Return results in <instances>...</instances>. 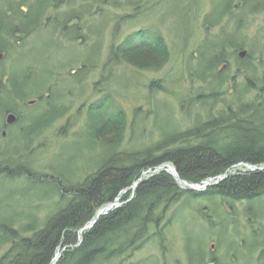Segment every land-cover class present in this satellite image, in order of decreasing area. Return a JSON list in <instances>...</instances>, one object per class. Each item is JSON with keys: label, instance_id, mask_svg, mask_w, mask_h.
<instances>
[{"label": "rangeland", "instance_id": "obj_1", "mask_svg": "<svg viewBox=\"0 0 264 264\" xmlns=\"http://www.w3.org/2000/svg\"><path fill=\"white\" fill-rule=\"evenodd\" d=\"M216 1L107 0L98 8L84 5L80 21L72 20L68 28L75 24L74 29L89 39L84 51L92 47L97 52L82 53L79 41L67 43L65 34L62 42L56 40L51 44L52 57H48L47 47L40 44L26 54V63L45 75L55 69L46 86L37 83L35 88V92L41 89V95L49 93V98L40 104L35 101L38 96L27 92L25 102L34 100V104L20 105L25 109L20 125L10 128L4 138L0 135V168L11 176L4 178L0 174V222L8 221L17 228L27 224L41 227L57 210L59 193L53 184L36 183L39 176L49 180L50 174L56 173L76 183L101 165L108 149L100 141L91 140L87 131L90 110L103 97V101H111L108 109L114 105L116 111L120 109L125 115L123 143L118 151H134L211 118L210 112L219 111L220 102L231 98L230 76L234 77L238 92L243 93L245 78L250 77H258L255 85L261 80L264 89V8L245 7L243 19L231 16L207 29L203 24L208 12L205 4ZM80 5L74 4L72 8ZM7 20L12 27L16 26V19ZM146 27L166 38L171 49L166 64L142 70L109 60L111 44ZM32 42L26 40L27 44ZM9 43L5 70L19 56L15 42ZM235 47L248 52L249 61L243 63L252 71L246 72L244 65L235 62ZM63 48L71 60H77L65 69L60 66L71 61L60 55ZM220 54L227 68L220 64L208 67L209 58ZM82 62L90 66L81 68ZM31 83L24 82L28 89L33 88ZM159 84L161 88L157 87ZM244 99L251 102L253 93L245 94ZM18 105L14 102L15 107ZM48 112L51 117L47 121H38L41 113ZM28 118L32 122L30 127ZM2 119L0 109V122ZM41 121L45 125L42 131ZM202 192L201 197L208 198ZM260 204L262 209L257 213L248 210L244 203L235 202L229 207L218 198L194 199L189 205L178 202L165 212L160 209L156 214L159 224L149 232L152 237L132 255L115 259V264H264V204ZM218 238L222 239L220 243ZM3 240L0 235V253L5 249ZM214 241V261L209 263V246Z\"/></svg>", "mask_w": 264, "mask_h": 264}, {"label": "trees", "instance_id": "obj_2", "mask_svg": "<svg viewBox=\"0 0 264 264\" xmlns=\"http://www.w3.org/2000/svg\"><path fill=\"white\" fill-rule=\"evenodd\" d=\"M257 2L254 3L264 5L261 0ZM35 15L36 11L24 21L31 24L36 21ZM3 23L1 20L2 26ZM111 53L113 60L142 70L158 68L170 59L162 36L146 28L126 35L113 45ZM224 61L220 55L214 58L215 64ZM251 78H245L241 93L231 77V98L225 103L220 100L222 107L210 112L211 118L134 151H118L126 124L123 111L118 109L100 118L90 115L88 136L100 141L108 154L97 170L81 182L65 184L60 178L54 180L59 206L41 227L27 224L17 228L8 221L0 222L5 247L0 264H49L57 251L61 254L55 264H112L115 259L132 255L152 237V226L159 224L157 211L165 212L178 202L189 205L194 199L218 198L229 207L235 202L244 203L257 213L262 209L260 203L264 204V169H234L238 163L264 166V89L261 80L255 85V78ZM20 85L15 79L11 80L8 95L0 90V107L7 108L14 98L25 100L19 94ZM251 93L254 99L244 102L245 94ZM50 117L45 115V119ZM178 141L182 144L174 147ZM165 162L172 163L180 178L190 183L224 173L226 177L202 192L208 198H202L201 192L179 189L164 171L143 179L133 191L128 189L142 171ZM124 189L125 193H121ZM117 196L121 205L99 216L80 235L79 230L96 210ZM250 216L249 212V220ZM165 227L166 224L162 231Z\"/></svg>", "mask_w": 264, "mask_h": 264}, {"label": "flooded vegetation", "instance_id": "obj_3", "mask_svg": "<svg viewBox=\"0 0 264 264\" xmlns=\"http://www.w3.org/2000/svg\"><path fill=\"white\" fill-rule=\"evenodd\" d=\"M90 0H0V29L7 25V20L9 17L17 19V44L20 49H24L26 45V33L32 32L35 27V22H41L42 26H47L50 23H53V29L44 31V35L50 34L53 32L51 41L54 43L56 40L62 42L66 34L65 39L67 42L77 39L79 42H83V38L78 31L68 28V21L75 20L80 21L81 12L84 8V5L87 4ZM257 2V0H255ZM264 2V0H261ZM247 0H217L216 2L205 4L208 7V12L204 19H230L231 16L243 17L247 10ZM258 3V2H257ZM74 4H81L78 8L73 9ZM34 11H36V21L31 24L24 21V18L29 17ZM42 11V12H41ZM23 18V19H21ZM1 20L5 22L3 26ZM79 30V29H78ZM45 40V39H44ZM9 36L7 33H4L0 36V78H5V81L0 79L1 89L6 95H8L11 86V80H15V75L12 71L14 67V61H12L9 67L8 74H4L5 67L4 64L8 61V49ZM242 62H245L244 60ZM6 75V76H4ZM10 83V84H8ZM8 113L14 114L13 123L8 125L5 124V117ZM24 110L12 112L10 110L3 111V117L0 122L1 132L0 135L4 136L7 134L10 128L20 125L22 120V114Z\"/></svg>", "mask_w": 264, "mask_h": 264}, {"label": "water", "instance_id": "obj_4", "mask_svg": "<svg viewBox=\"0 0 264 264\" xmlns=\"http://www.w3.org/2000/svg\"><path fill=\"white\" fill-rule=\"evenodd\" d=\"M245 54H246L245 51H240V52H239V56H240L241 58L244 57ZM13 120H14V116L11 115V114H9V115L7 116V120H6L7 123H12ZM250 167L253 168V169H255L254 166H250ZM171 174H172V176L174 177L175 180H180L179 176L176 174V172H175L174 169L172 170V173H171ZM219 178H222V176L219 177ZM181 182H183L184 184L186 183L185 181H182V180H181ZM206 184H207V182H206ZM196 186H197L196 184H193V185L189 186V188H190V189H196ZM116 201H118V199H115V202H116ZM107 205H108V204H107ZM107 209H108V207L105 206L103 209L99 210V211L97 212L96 216H95V217L91 220V222H90L87 226H85L84 228H88V227L92 226V224L96 221V219L98 218V216L101 215V214L106 213V212H107ZM57 257H58V255H56L55 259H56Z\"/></svg>", "mask_w": 264, "mask_h": 264}, {"label": "bare ground", "instance_id": "obj_5", "mask_svg": "<svg viewBox=\"0 0 264 264\" xmlns=\"http://www.w3.org/2000/svg\"><path fill=\"white\" fill-rule=\"evenodd\" d=\"M167 164H169V163H167ZM167 166H170V165H167ZM157 168H159V167L146 169V170L142 171L140 176L128 187V189L132 188L134 186V184L137 183L138 179H140L142 181L143 179H145V178L149 177L150 175H152L153 173H155L156 171H154V170H156ZM158 171H161V170H158ZM80 235H81V233H80Z\"/></svg>", "mask_w": 264, "mask_h": 264}]
</instances>
